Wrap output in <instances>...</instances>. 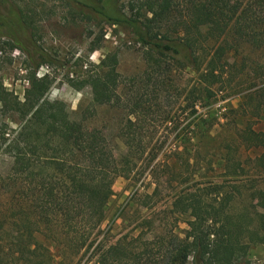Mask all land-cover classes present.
<instances>
[{"label": "trees", "instance_id": "1", "mask_svg": "<svg viewBox=\"0 0 264 264\" xmlns=\"http://www.w3.org/2000/svg\"><path fill=\"white\" fill-rule=\"evenodd\" d=\"M97 1L92 10L107 23L128 28L144 49L147 79L161 74L166 64L188 67L197 77V88L192 89L211 96L222 83L228 86L225 76L235 65L227 61L229 51L239 46L253 49L259 58L256 79L242 95V110L247 114L246 107L255 102V116L264 114V0H121L117 12L110 14L107 0ZM22 17L12 21L0 14V36L6 25L22 23ZM6 45L9 50L15 47L12 41ZM94 48L95 44L89 46V50ZM41 50L25 51L32 74L48 63L46 51ZM246 57L242 55V62ZM115 66V53H110L85 71L83 80L93 104L114 99ZM50 84L45 73L32 76L21 102L0 88V107L19 118L17 129L10 133L4 123L0 127L1 143L11 160L5 179L11 186L16 184V193L6 198L0 219V264H60L80 250L82 257L92 246L84 262L144 264L149 244L140 248L141 252L131 246L130 239L105 246L100 241L94 244L104 205L112 194V180L128 175L123 168L133 162L130 154L115 162L98 132L71 120L62 102L45 98ZM204 118L195 116L196 122H204ZM250 122L235 133L241 144L258 149L253 158L264 172V127L254 129ZM224 146L221 166L228 175L236 174L241 168L239 156L230 154L235 150L229 149L230 144ZM187 161L184 159L185 164ZM229 188L211 183L176 195L171 205L187 217V239L163 246L160 238L154 243L159 259L154 264H238L250 246L264 244V187L250 194V200L255 201L252 206L258 209L253 211L254 227L247 212L233 208L240 192L234 185ZM54 255L61 259L54 261Z\"/></svg>", "mask_w": 264, "mask_h": 264}, {"label": "rangeland", "instance_id": "2", "mask_svg": "<svg viewBox=\"0 0 264 264\" xmlns=\"http://www.w3.org/2000/svg\"><path fill=\"white\" fill-rule=\"evenodd\" d=\"M1 1L0 14L12 21L23 16L24 21L6 25L0 36V88L21 102L28 80L47 74L51 84L45 98L62 102L71 120L98 132L115 162L127 153L133 161L123 168L126 177L118 175L112 180V194L104 205L94 244L100 241L105 246L130 239L131 246L140 252L149 244L144 264L156 263L154 243L160 238L163 246L187 239V217L172 208L173 199L181 191L211 183L226 189L236 186L240 195L233 208L247 212L251 227L256 225L253 211L257 207L252 206L255 201L250 200V194L264 187V172L253 158L258 149L241 144L235 132L249 120L254 129L264 127V114L255 116V102L246 107L247 114L241 104L242 95L249 91L246 87L256 79L257 52L246 46L230 50L227 61L235 65L226 73L228 86L222 83L220 90L207 96L192 89L197 88V77L188 67L166 64L161 74L147 79L144 49L128 28L109 24L92 10L99 4L97 0ZM120 3L107 0L109 14L117 12ZM7 41L15 47L9 50ZM91 44L95 48L89 50ZM40 48L42 53L46 51L48 63L32 74L25 51L39 53ZM110 53H115L118 73L115 97L107 104H93L83 80L85 71ZM242 55L247 56L244 62ZM197 114L205 117L204 122H196ZM18 122L16 114L0 107V127L4 123L10 133ZM226 143L235 149L230 154L238 155L241 162L233 175L227 174L219 159ZM186 158L188 164L184 163ZM10 161L0 139V219L5 214L6 198L16 193V184L11 186L5 179ZM184 177L186 180L180 182ZM92 247L82 257L81 250L67 255L60 264H92V260L84 262ZM60 259L54 255V261ZM238 264H264V244L250 246Z\"/></svg>", "mask_w": 264, "mask_h": 264}]
</instances>
